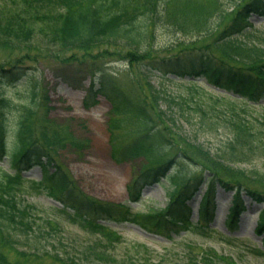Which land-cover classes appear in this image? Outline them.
Instances as JSON below:
<instances>
[{
	"label": "trees",
	"instance_id": "trees-1",
	"mask_svg": "<svg viewBox=\"0 0 264 264\" xmlns=\"http://www.w3.org/2000/svg\"><path fill=\"white\" fill-rule=\"evenodd\" d=\"M170 1L15 0L13 3H19L21 7L15 12L0 16V46L13 48L15 45H24L30 41L34 31H39L56 46L74 51L93 53L95 48L102 45H123L129 49L143 51L149 39L156 33L153 30L154 25L164 22ZM235 7L237 8L231 15L233 18L215 40L214 50L200 42L197 45V41L196 44L192 43L197 46L193 47L197 51H191L192 48L188 47L174 55L151 56L142 63L141 75L149 87V95L146 94L145 99L149 97L156 103L163 97L160 90L150 84L149 76L158 77L162 81H174L175 78L168 74L179 79L183 77L184 80L177 81L176 85L186 91L185 95L178 94L179 98H171L170 101L178 104L185 102V99L197 97L199 101L195 100L198 102L195 105L204 115V119H208L205 124L207 130L218 132L223 127L226 138L216 146L217 152L213 154L205 151L197 139H193L196 143L185 137L181 140L184 147L193 149V153L201 161L185 150L170 155L171 148L176 144L175 140L155 144L153 136L159 128L154 126L156 119L148 112L145 101L143 102L136 92L133 95L134 92L132 94L128 91L132 99L127 97L120 86V80L107 75L100 66L101 62L99 65L96 61L73 58V63H81L88 68L86 75L80 76L83 79L88 76L91 81L84 103L97 104L98 98L104 96L110 102L111 109L122 116L114 120L110 129L114 161L137 158L144 161L140 168L141 176L128 186L129 201L131 199L133 202H139L143 187L159 183L164 178L169 182L172 191L169 204L160 210L150 208L147 214L134 213L128 201L118 205L98 206V202L86 199L84 202L82 196L72 192L68 175L58 163L56 154L66 145L82 148L87 141L78 140L73 132L63 130L61 124H52L50 120H46V123L51 122L49 125L42 123L39 127L36 126L33 117L38 115V108L45 107L46 104L45 110L48 111L49 101L38 80L27 78L23 83L25 90L21 94L24 99V103H21L23 107L20 109L17 125L10 131L13 137L10 149L7 146L10 132L7 125L0 122V264H16L1 250L6 247L5 244L18 249L17 245L21 242L16 239V233L21 236L23 233L30 238L35 235L53 240L54 232L61 231L60 222L53 220L51 214L48 213L51 217L42 218L33 213L37 209L26 201L32 194L43 193L48 198L61 200L64 204L55 208L57 214L66 216L95 233L98 230L104 232L107 238L115 241L122 239L121 236L111 233L106 225L99 221L100 218L96 216L99 211H103L115 223L141 224L150 232L173 239L174 235L182 231L209 235L208 232L212 230L210 222L215 214L217 186L223 190L234 191L226 221L231 231L237 229L239 218L245 211L244 195L249 196L253 202L264 203V190L250 184L252 181H264V174L253 171L247 175L251 181L242 183L240 179L233 178L238 174L240 178L245 177L244 170L238 169L239 171L234 173L232 166H228L231 162H248L256 156L264 155V116L255 112L257 103L264 99V27L254 29L249 21L252 12L264 14V0H241ZM127 52L121 58H113V61L133 67L134 62L138 60ZM40 58L41 63L44 60ZM28 61L27 56L0 60V75L3 77L15 72L25 75L26 70L23 69L32 67ZM198 77L204 79L205 85L197 82ZM16 82L10 83L15 87ZM8 83L0 77L1 121L5 115L3 109L13 101L12 96L3 89ZM135 112L140 114V118L134 121L131 119V113ZM155 114L157 117L159 113ZM158 117L163 116L159 114ZM5 159H9V167L12 170L5 169L1 164ZM186 164L189 167L194 166L195 170L186 171ZM34 166L42 168L41 180L23 177L22 173ZM51 166L54 167L52 173ZM203 185L206 188L198 209L199 218L192 221L188 201ZM71 209L77 211L72 212ZM84 209L90 210L92 214L83 213ZM258 221L255 231L257 236L262 235V246L254 247L253 251L264 256V208ZM105 231L109 233L106 234ZM187 247L188 253L185 256H188L191 264H201L200 259H203V264H233L221 255H208L209 250L194 255L192 245L187 244ZM47 253L49 255V252ZM100 255V258H107L104 253ZM52 258L55 261L67 260L70 264H81L80 259L67 255L64 258L55 254Z\"/></svg>",
	"mask_w": 264,
	"mask_h": 264
},
{
	"label": "rangeland",
	"instance_id": "rangeland-1",
	"mask_svg": "<svg viewBox=\"0 0 264 264\" xmlns=\"http://www.w3.org/2000/svg\"><path fill=\"white\" fill-rule=\"evenodd\" d=\"M13 1L15 0H0V16L15 12L21 7L18 5L19 3L14 4ZM239 1L241 0H171L167 6V16L163 18L164 22L158 23L160 26L154 25L153 30L156 33L149 39L143 51L129 49L123 45L120 47L102 45L95 48L93 53H86L83 50L74 51L56 46L53 41L42 36L39 31H34L30 36L32 37L30 41L24 45H15L13 48H1L0 46V60L27 56L28 63L32 66L23 69L26 70L25 75L20 72L6 74L3 77L0 75L4 81L9 82L3 89L13 99L11 104L3 109L5 115L2 121L0 116V122L7 125L9 132L14 130L20 109L23 107L21 103H24L21 96L25 90L23 83L27 78L38 80V84L48 97L49 110H45L47 104L45 107L38 108V115L32 119L36 126L39 127L42 123L49 125L51 122L52 124H61L63 130L73 132L78 140L87 141L82 148L66 145L56 154L58 163L68 175L69 185H71L69 188L72 192L82 196L84 202L85 199L98 202V206L118 205L128 201L133 207L134 213L138 214H147L150 208L166 207L171 199L172 188L164 178L159 183L143 187L140 191L139 202H133L131 199L129 201L128 186L133 184L134 179L141 176L140 168L144 161L142 158L114 161L111 152L110 129L114 120H118L122 116L111 109L110 102L104 96L98 98L97 104L84 103L91 81L88 76L84 79L80 76L86 75L88 68L81 63H73V58L96 61L99 65L101 62L100 66L104 68L107 75L120 80V86L127 97L132 99L128 91L132 94L134 92L133 95L136 92L138 97L143 102L145 101L148 112H151L153 118L156 119L154 126L159 128L157 133L154 132L155 144L160 145L175 140L176 144L171 148L170 155L185 150L201 161L193 153V149L189 150L184 147L181 140H184L185 137L192 143H196L193 139H197L205 151L213 154L217 152L216 146L226 138L223 127L218 132L207 130L205 124L208 119H204V115L195 105L198 103L195 100L199 101L197 97L185 99L186 103L176 104V102L170 101L171 98H179L178 94L185 95L186 91L176 85L177 80H184L183 77L179 79V77L176 78L174 75L168 74L175 78L174 81H162L158 77L149 76L150 84L156 86L163 97L156 103H153L149 97L145 99V95H149V87L146 86V79L141 75L142 63H144V59L151 56L174 55L188 47L192 48L191 51H197L194 49L197 47L195 45L197 41V45L200 42L210 50H214L218 34L233 18L231 15L237 8L235 4H238ZM250 19L254 29L264 27V15L259 17L252 12ZM126 51L138 60V62H134L133 67L123 62L121 64V62L113 61V58H121ZM39 58L44 61L40 63ZM53 58H57V60ZM13 81H17L15 87L10 83ZM198 81L204 84L202 77H198ZM142 91L145 92L144 96ZM87 104L90 105L87 106ZM155 112L163 117H158L159 114L155 117ZM255 112L264 116V100L257 103ZM138 118H140L139 113H131L132 120L135 121ZM211 119L212 117L209 120ZM46 120L51 122L46 123ZM11 134L10 132L7 138L9 149L13 138ZM1 164L5 169L12 170L9 167V159H5ZM228 166H232L234 173L239 171L238 169H243L246 173L245 177L240 178L239 174L235 177L232 176L234 180L238 178L242 183H246L251 181L247 175L252 174L253 171L257 170L261 175L264 174V155L256 156L248 162H231V165ZM187 170L192 172L195 168L186 164ZM53 171L54 167L51 166L50 172ZM22 175L25 178L41 180L43 170L34 166L30 170L24 171ZM250 184L264 190V181L262 180L257 183L252 181ZM204 189L203 186L197 192L200 196L191 212L192 221L199 218L197 209ZM216 190L215 216L210 222L212 230L208 232V236L184 231L174 235L173 239H168L150 232L146 226L141 224L115 223L103 211H99L96 215L100 218L99 221L106 224L107 230L111 233L120 235L122 239L119 241L111 240L105 236L104 232L98 230L95 233L92 229L85 228L84 225L57 214L54 210L59 205V207L63 206L64 202L61 200L48 198L43 193L32 194L26 198V201L37 209L33 213L42 216V218L52 215L53 220L57 219L60 222L61 231L54 232L53 240L35 235L30 238L23 233L21 236L15 232L16 239L21 242L17 245L18 249L11 247L10 244L9 246L5 244L6 247L1 250L12 263L16 264H70L67 260L66 262L55 261L52 258V255L55 256V254L64 258L66 255L73 259L78 258L81 264H176L177 262L191 264L188 256H185L188 253L187 244H190L193 247L194 255L200 254L203 250H209L208 255H212V257L213 254L221 255L227 259V262H233V264H264V258L253 251L254 247L262 246V236L256 235L255 228L263 204L253 203L250 198L245 199L247 211L241 215L237 229L231 231L226 221L233 202V192L223 190L220 186H217ZM71 211L75 212L77 209H71ZM82 212L92 214L90 210L84 209ZM102 253L107 255L106 259L99 257ZM200 261L203 264V259Z\"/></svg>",
	"mask_w": 264,
	"mask_h": 264
},
{
	"label": "bare ground",
	"instance_id": "bare-ground-1",
	"mask_svg": "<svg viewBox=\"0 0 264 264\" xmlns=\"http://www.w3.org/2000/svg\"><path fill=\"white\" fill-rule=\"evenodd\" d=\"M198 199V195L193 199V204H195V201Z\"/></svg>",
	"mask_w": 264,
	"mask_h": 264
}]
</instances>
